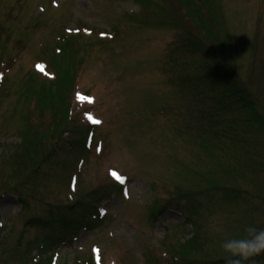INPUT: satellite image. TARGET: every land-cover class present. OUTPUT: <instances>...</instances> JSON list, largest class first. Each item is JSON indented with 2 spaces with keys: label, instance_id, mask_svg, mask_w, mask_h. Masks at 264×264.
<instances>
[{
  "label": "rangeland",
  "instance_id": "1",
  "mask_svg": "<svg viewBox=\"0 0 264 264\" xmlns=\"http://www.w3.org/2000/svg\"><path fill=\"white\" fill-rule=\"evenodd\" d=\"M213 2L218 8L212 16L219 37L212 42L219 41L225 62L248 82L264 112V0ZM157 5L165 17L166 14L173 16L172 19L182 16L168 2L162 7ZM38 6L44 7L47 14L40 16ZM152 8L145 16L137 14L134 0H0V60L16 58L8 73L4 71L9 79L0 94V118L5 122L0 128V264H31L32 253L24 259L15 254L18 247H25L35 236L40 237L38 230L26 228L25 222L32 216L43 215L45 205L70 204L81 194L112 180L118 182L117 179H124V192L122 197L103 203L102 208L110 216L106 226L93 233H83L71 247L62 245L52 251L53 264L76 259L84 262L95 250L101 253L102 264H166L164 259L169 260L177 250L176 243L190 229L183 226L184 216L174 207L166 208L156 222L151 214L176 190L190 197L196 192L210 193L209 198L199 199L198 210L205 223L203 247L196 253L199 259L224 258L222 241L244 234L247 217L253 219L255 226L263 223L264 177L251 183L238 174L228 181L225 174L217 172L218 165L213 159L224 142L181 134L170 123L164 126L156 112L152 118V111L158 110L162 101L171 106L170 98H165L168 89L158 70L171 33L158 17V7L152 5ZM124 14L137 15L124 18ZM37 20L45 25L34 27ZM182 22L192 27L185 18ZM115 23L121 36L102 46L96 41L98 33H110L108 29ZM62 25L78 29L84 35L80 41L82 64L76 90L89 93L92 100L83 104L75 102L77 114L72 113L71 121L67 102L60 103L59 109L65 116L67 113V123L76 125L87 119L89 113L99 126L94 131L89 154L78 168L77 185L69 189L74 194L69 195L60 180L48 182L46 189L23 183V196L27 199V207L23 208L17 197L3 194L22 178L7 179L10 171L2 156L11 150L10 145L18 143V133L22 130V135L25 133L31 115L47 109L48 105L40 107L37 102L33 109L32 98L42 86L38 80L29 83L27 78L38 58L44 57L51 64L49 56L40 49L46 43L51 47L50 35ZM92 26L96 28L89 32ZM18 39L24 47L15 44ZM46 129L48 137L65 135L56 124ZM261 162L264 163V158ZM113 172L117 175L113 176ZM214 185L218 188L232 185L242 191L246 201L223 210L219 196L212 191L217 188ZM170 235L167 244L163 238ZM47 260L46 264H50L51 258Z\"/></svg>",
  "mask_w": 264,
  "mask_h": 264
},
{
  "label": "trees",
  "instance_id": "2",
  "mask_svg": "<svg viewBox=\"0 0 264 264\" xmlns=\"http://www.w3.org/2000/svg\"><path fill=\"white\" fill-rule=\"evenodd\" d=\"M148 1L150 0H141L139 3L148 6ZM197 1L179 0L186 8V15L191 23L194 22L192 25L196 33L187 26L181 27L182 32L175 36L161 64L162 72L166 67L169 71L165 83L174 89L175 94L172 95L180 101L172 100V107L167 116L170 115L171 123L174 122V126L188 135L224 142L219 147L220 151L213 154V159L218 165L217 172L225 174L228 181L233 180L235 175L243 174L253 183L264 177V163L261 162L264 158V112L248 82L242 80L225 62L220 47L212 42L214 37L209 33L211 28L204 20L202 9L198 7L206 5L207 0ZM17 43H22L24 47L21 40L16 41ZM77 52L78 48L71 38L67 41L63 39L58 50L59 58H55L56 61L52 60L55 62L53 78L39 79L36 74L29 72L28 82L38 80L42 86L32 99L40 107L48 106L42 111L45 114L39 113L37 123L28 125L20 145L2 156L4 164L10 171L7 179L22 178L20 183L8 186L4 194L16 196L24 208L27 207V199L23 196V183H32L35 187L46 189L47 183L55 179L65 183L63 186L68 192L73 161L86 155V137L90 126L70 125V122L65 121L67 115L65 116L59 109L62 107L59 106L60 103L72 99L79 78L78 70L82 59L78 58ZM55 124L60 126L67 137L46 136L48 129L46 127ZM258 157L263 158L259 161ZM214 186L217 188L212 191L219 190L215 193H218L219 201L225 205H238L246 201L242 191L232 185L219 188ZM112 189V187L93 189L64 206L45 205L47 208L44 214L33 216L27 224L41 231L54 232L40 233V237L35 238L32 245L28 243L25 248L18 247L15 256L19 254L20 258L24 259L25 256L31 255L33 250L38 251L40 255H47L53 245L70 242L83 230L92 232L100 228L106 221V216L100 214L101 204L119 193V190L117 192ZM190 208L192 210H187V222L192 226L194 236L180 247L181 254L187 256L194 252L195 242L200 234L198 208L195 204ZM246 219L248 226H255L251 217ZM256 227L264 228V220ZM86 262L82 264H92L90 260ZM263 262L264 255L255 258V264ZM170 264H226V262L222 258L210 261L194 258L172 260Z\"/></svg>",
  "mask_w": 264,
  "mask_h": 264
},
{
  "label": "clouds",
  "instance_id": "3",
  "mask_svg": "<svg viewBox=\"0 0 264 264\" xmlns=\"http://www.w3.org/2000/svg\"><path fill=\"white\" fill-rule=\"evenodd\" d=\"M221 249L226 264H255L264 255V228L249 225L244 234L223 240Z\"/></svg>",
  "mask_w": 264,
  "mask_h": 264
},
{
  "label": "snow or ice",
  "instance_id": "4",
  "mask_svg": "<svg viewBox=\"0 0 264 264\" xmlns=\"http://www.w3.org/2000/svg\"><path fill=\"white\" fill-rule=\"evenodd\" d=\"M113 176H116L117 174L115 172L112 173Z\"/></svg>",
  "mask_w": 264,
  "mask_h": 264
}]
</instances>
